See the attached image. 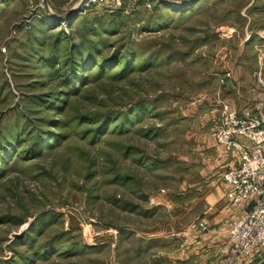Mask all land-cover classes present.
Segmentation results:
<instances>
[{
    "label": "rangeland",
    "instance_id": "obj_1",
    "mask_svg": "<svg viewBox=\"0 0 264 264\" xmlns=\"http://www.w3.org/2000/svg\"><path fill=\"white\" fill-rule=\"evenodd\" d=\"M181 1L0 0V264L212 263L189 233L228 204L222 111L264 115V0Z\"/></svg>",
    "mask_w": 264,
    "mask_h": 264
},
{
    "label": "built area",
    "instance_id": "obj_2",
    "mask_svg": "<svg viewBox=\"0 0 264 264\" xmlns=\"http://www.w3.org/2000/svg\"><path fill=\"white\" fill-rule=\"evenodd\" d=\"M122 3L85 0L77 12L98 7L114 11ZM211 136L225 152L235 154L237 164L224 172L222 179L227 203L240 208L226 221L227 243L220 249L218 264H254L264 255V115L225 107ZM200 227L207 229L203 223Z\"/></svg>",
    "mask_w": 264,
    "mask_h": 264
},
{
    "label": "crops",
    "instance_id": "obj_3",
    "mask_svg": "<svg viewBox=\"0 0 264 264\" xmlns=\"http://www.w3.org/2000/svg\"><path fill=\"white\" fill-rule=\"evenodd\" d=\"M213 145H215V147L219 150H223L221 147L216 145L214 141ZM225 153H228L230 157V159L229 157L226 158V154L225 156L222 154L223 160H228L225 166H228L229 168L234 167L237 164L235 154L230 152ZM238 211H240V208L232 207L229 204H213L206 205L205 208L199 212L198 215L201 217V221L207 226L206 232L201 234V232L195 228L192 232L189 231V235H192L193 243L196 246L195 249H201V251H197L200 258H203L208 262L211 261L212 263L210 264H217V260L213 261L212 259L215 256L220 255L219 252L221 247L227 243L226 221ZM196 231L198 232L196 233Z\"/></svg>",
    "mask_w": 264,
    "mask_h": 264
},
{
    "label": "water",
    "instance_id": "obj_4",
    "mask_svg": "<svg viewBox=\"0 0 264 264\" xmlns=\"http://www.w3.org/2000/svg\"><path fill=\"white\" fill-rule=\"evenodd\" d=\"M82 1H85V0H82ZM159 3H163V4H167V5H171V6H176V5H179L181 3H184L185 1H180V2H175V3H172V2H169L168 0H157Z\"/></svg>",
    "mask_w": 264,
    "mask_h": 264
}]
</instances>
